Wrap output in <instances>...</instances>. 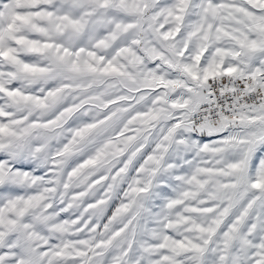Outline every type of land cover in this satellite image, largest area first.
<instances>
[{
  "label": "snow or ice",
  "instance_id": "6c2138e0",
  "mask_svg": "<svg viewBox=\"0 0 264 264\" xmlns=\"http://www.w3.org/2000/svg\"><path fill=\"white\" fill-rule=\"evenodd\" d=\"M0 264H264V0H0Z\"/></svg>",
  "mask_w": 264,
  "mask_h": 264
}]
</instances>
